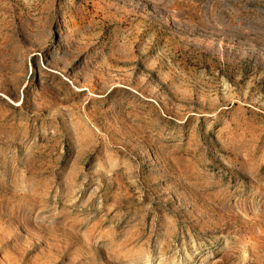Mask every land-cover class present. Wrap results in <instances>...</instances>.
<instances>
[{"label":"rangeland","instance_id":"374dc122","mask_svg":"<svg viewBox=\"0 0 264 264\" xmlns=\"http://www.w3.org/2000/svg\"><path fill=\"white\" fill-rule=\"evenodd\" d=\"M0 264H264V0H0Z\"/></svg>","mask_w":264,"mask_h":264}]
</instances>
